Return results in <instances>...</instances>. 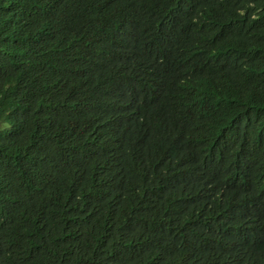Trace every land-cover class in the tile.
I'll list each match as a JSON object with an SVG mask.
<instances>
[{
  "label": "trees",
  "instance_id": "obj_1",
  "mask_svg": "<svg viewBox=\"0 0 264 264\" xmlns=\"http://www.w3.org/2000/svg\"><path fill=\"white\" fill-rule=\"evenodd\" d=\"M0 264H264V0H0Z\"/></svg>",
  "mask_w": 264,
  "mask_h": 264
}]
</instances>
